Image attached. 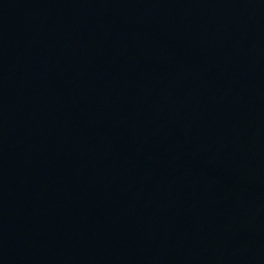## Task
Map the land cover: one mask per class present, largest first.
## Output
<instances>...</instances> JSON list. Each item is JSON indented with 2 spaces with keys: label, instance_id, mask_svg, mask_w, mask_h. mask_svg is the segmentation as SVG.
<instances>
[{
  "label": "water",
  "instance_id": "95a60500",
  "mask_svg": "<svg viewBox=\"0 0 264 264\" xmlns=\"http://www.w3.org/2000/svg\"><path fill=\"white\" fill-rule=\"evenodd\" d=\"M0 264H264V0H0Z\"/></svg>",
  "mask_w": 264,
  "mask_h": 264
}]
</instances>
